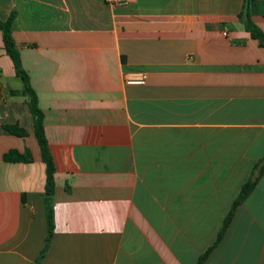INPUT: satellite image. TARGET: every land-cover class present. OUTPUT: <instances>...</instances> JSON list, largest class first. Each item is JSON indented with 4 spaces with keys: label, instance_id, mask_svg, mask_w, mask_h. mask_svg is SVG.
I'll list each match as a JSON object with an SVG mask.
<instances>
[{
    "label": "crops",
    "instance_id": "1",
    "mask_svg": "<svg viewBox=\"0 0 264 264\" xmlns=\"http://www.w3.org/2000/svg\"><path fill=\"white\" fill-rule=\"evenodd\" d=\"M247 2L264 33V0ZM243 3L0 0L55 167L39 257L44 163L0 33V264L196 262L264 154V47ZM201 264H264V173Z\"/></svg>",
    "mask_w": 264,
    "mask_h": 264
},
{
    "label": "trees",
    "instance_id": "2",
    "mask_svg": "<svg viewBox=\"0 0 264 264\" xmlns=\"http://www.w3.org/2000/svg\"><path fill=\"white\" fill-rule=\"evenodd\" d=\"M14 17V13L11 12L5 20H0V33L2 37L3 50L9 57L14 74L18 76L23 85V91L28 97V108L32 116V127L33 134L40 150V157L44 163L45 172V184H44V203H45V214H46V236L44 238V245L40 251L39 257L46 251L53 230V215H52V195L54 192V163L48 148V144L44 135L43 129V115L38 107L36 93L30 85L28 74L24 71L21 66L20 56L16 48L14 39L11 34V24ZM240 22L243 24L244 29L250 34V36L257 40L259 46L264 47V33L261 29L251 20L248 2L244 0L241 11L238 14ZM5 130L11 134L24 136L26 131L18 127L17 125H7L4 127ZM5 161H17V162H29L31 156L28 151L20 153L16 150H9L3 154ZM264 173V154L255 162L252 166L250 175L242 183L239 191L234 197L227 213L222 217L220 226L217 230L216 236L212 244L202 253L194 264H201L205 259L209 251L220 241L224 231L230 223L235 210L242 203V201L249 195L254 189L258 179Z\"/></svg>",
    "mask_w": 264,
    "mask_h": 264
},
{
    "label": "built area",
    "instance_id": "3",
    "mask_svg": "<svg viewBox=\"0 0 264 264\" xmlns=\"http://www.w3.org/2000/svg\"><path fill=\"white\" fill-rule=\"evenodd\" d=\"M146 82V74L143 71H131L124 74V83L130 85H143Z\"/></svg>",
    "mask_w": 264,
    "mask_h": 264
}]
</instances>
